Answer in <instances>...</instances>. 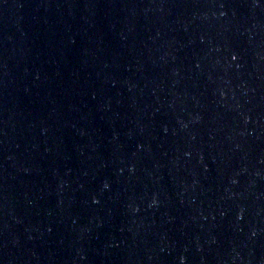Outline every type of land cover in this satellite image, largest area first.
Here are the masks:
<instances>
[{"label": "water", "instance_id": "1", "mask_svg": "<svg viewBox=\"0 0 264 264\" xmlns=\"http://www.w3.org/2000/svg\"><path fill=\"white\" fill-rule=\"evenodd\" d=\"M0 264H264V0H0Z\"/></svg>", "mask_w": 264, "mask_h": 264}]
</instances>
